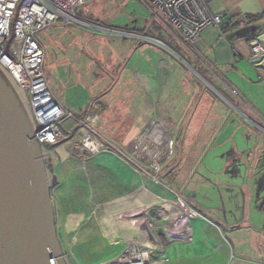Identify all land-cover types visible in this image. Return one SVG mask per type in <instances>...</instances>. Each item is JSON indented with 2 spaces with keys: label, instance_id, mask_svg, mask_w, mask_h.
Masks as SVG:
<instances>
[{
  "label": "crops",
  "instance_id": "obj_1",
  "mask_svg": "<svg viewBox=\"0 0 264 264\" xmlns=\"http://www.w3.org/2000/svg\"><path fill=\"white\" fill-rule=\"evenodd\" d=\"M209 10L223 14L220 26L204 29L189 46L182 45L156 23V29L142 26L128 31L160 41L164 48L153 43L141 45L142 41L134 38L132 50L141 52L143 58L131 65L125 77L121 76L122 85L120 80L114 81L115 64L113 51L108 53L109 45L94 40L91 34L81 35L85 45H94L92 50L85 46L81 52L92 51L97 58L109 61L111 74H103L96 86V98L88 102V108L78 118L95 115L96 130L111 147L87 159L79 158V162L73 159L67 162L71 153L66 145L74 138L59 150L53 188L57 236L60 232L57 223H60L62 233L73 230L81 236L92 232L96 225L103 232L102 237L122 248L128 239L145 240L153 227L169 231L170 240L179 234L188 238L191 218L186 231L174 230L175 219L186 221L178 202L195 210L188 198L173 193L170 187L184 184L190 169L184 173L172 168L167 175L164 173V180L158 178L172 156L171 136L164 119L174 116L187 121L188 142L193 136L199 137L205 128L210 129V135L217 131L219 135L222 131L225 135H237L245 148L239 150L235 146L234 159L225 163L226 169L233 167V170L229 173L225 169L228 176L225 177L233 180L240 176L236 166L242 163L246 153L247 174L253 177L257 195L264 193V61L254 63L249 49L254 38L264 44V17L234 28L229 25L245 16L263 14L264 0H214ZM244 29L247 31L243 32ZM125 53L128 61L136 59L131 51ZM51 94L64 108L56 92ZM219 100L229 107L217 103ZM243 151L246 152L242 154ZM100 153L107 157L104 161L97 159ZM179 176L183 178L180 181L176 180ZM199 180L203 183V178ZM155 213L160 214L159 218H155ZM259 237L252 243L253 260H238L234 264H264V234ZM76 239L74 236L69 242ZM202 241L212 243L208 235L199 241L203 246ZM186 246L184 242L175 249L166 243L163 259L168 258L167 247L170 256L175 252L178 257L186 256ZM157 259L155 255V264H162Z\"/></svg>",
  "mask_w": 264,
  "mask_h": 264
},
{
  "label": "rangeland",
  "instance_id": "obj_2",
  "mask_svg": "<svg viewBox=\"0 0 264 264\" xmlns=\"http://www.w3.org/2000/svg\"><path fill=\"white\" fill-rule=\"evenodd\" d=\"M79 12L80 14L85 13L88 18L97 20L99 26L79 19V22L73 24L52 25L38 34V39L45 50L43 68L49 89L51 92H56L68 112V116L58 123V129L64 135V143L75 137L77 130L75 118L83 116L88 108V102L92 101L93 97L96 98V86L103 74L106 72L108 76L111 74L109 61L97 58L92 51L89 54L81 52L87 46L85 42L83 43L81 35L91 34L94 40L98 39L103 44L109 45L108 53L113 51L112 58L115 64L114 81L116 83L120 80L119 83L122 85L124 80L121 76L125 77L126 71L138 58H143V54L132 50L134 38L123 34H110L105 30L111 28L132 31L142 26L156 29L153 16L139 0H94L78 9L77 17H79ZM144 33L147 36L151 35L148 32ZM140 43L150 45L146 41ZM92 46L94 45L87 47L92 50ZM127 51H131L130 54L133 53L136 59L128 61L125 53ZM223 101L219 100L217 103L226 104ZM226 106L229 107L227 104ZM164 122L171 136L170 155L172 156L169 162L162 167L158 178L162 177L164 180V173L167 175L172 168V170L176 169L177 172L184 173L190 169V176L184 184L169 187L173 193L177 192L188 198L197 215L190 219L191 231L187 239L180 237L181 234H179L170 240L169 231L165 233L161 230L162 234L161 231L157 232V235L161 237L159 241L166 242L169 239L168 246L173 245L177 249V245L185 242L188 247L187 255L182 257H178L179 254L177 255L176 252L170 256V247H167L168 258L162 264H234L238 260H253L252 243L255 244L257 236L261 237V234H264V211L256 205L258 203L256 187L253 184V177L247 174L249 163L248 165L244 163V160H248V156L244 153L248 148L241 152L244 153L242 163L238 162L236 166L241 172L240 176L227 180L228 176L224 172L225 163L232 162L234 159L235 146L239 150L245 148L237 135H225L224 131L220 135L219 131L210 135V129L205 128L199 137H191V142L194 143L192 145L187 141L190 137L185 135L186 120L177 119V116H174L173 119H164ZM48 153L50 160L47 161L46 167L54 176L53 180L51 179L50 189L53 197L54 173L58 165L55 154L50 151ZM68 157L67 162L70 159L76 162H79V158L83 160L74 154H69ZM104 158L107 157L102 153L97 156L99 161H104ZM232 170L233 167L226 169L229 173ZM199 177L203 178V183L200 182ZM182 179L179 176L176 180ZM166 194L169 195V193ZM162 195L165 196V194ZM155 214L157 216L155 218H159L160 214ZM57 226L60 231L58 235L63 241L62 246L66 249L70 245L71 264H99L113 258L122 249V245L115 246L102 237L104 234L96 225L92 232H85L84 236L73 230L62 233L60 223H57ZM90 233L93 236L90 237ZM205 235L210 237L212 243L209 245L208 242L202 241V246L199 241L204 240ZM74 236L77 238L76 241L69 242Z\"/></svg>",
  "mask_w": 264,
  "mask_h": 264
},
{
  "label": "built area",
  "instance_id": "obj_3",
  "mask_svg": "<svg viewBox=\"0 0 264 264\" xmlns=\"http://www.w3.org/2000/svg\"><path fill=\"white\" fill-rule=\"evenodd\" d=\"M94 0H0V65L24 90L35 121V139L47 151L59 158L60 145L64 135L58 123L68 116V112L55 100L49 90L43 68L44 48L38 34L52 25H66L79 22L76 11ZM153 16L156 24L168 32L184 46L198 39L201 32L210 27H219L223 14H214L209 4L214 0H139ZM92 24V23H91ZM97 25V24H95ZM99 26V25H97ZM100 28V27H99ZM106 32L138 38L164 48L157 40L108 28ZM123 32H126L125 34ZM250 56L253 60L264 61V44L257 38L249 42ZM231 92L236 95L234 90ZM76 137L66 145V149L83 160L111 147V143L101 137L96 130L97 117L93 114L77 118ZM64 149V148H62ZM155 178V177H153ZM182 203L181 201L178 202ZM183 204V203H182ZM186 221L175 219L176 231H186L188 218L196 212L183 204ZM160 227H153L152 234L128 239L119 254L99 264H155V255L161 263L163 246L157 235ZM164 232V230H162ZM161 231V234H162ZM154 236V237H153ZM70 261V245L64 252ZM71 263V262H70Z\"/></svg>",
  "mask_w": 264,
  "mask_h": 264
},
{
  "label": "water",
  "instance_id": "obj_4",
  "mask_svg": "<svg viewBox=\"0 0 264 264\" xmlns=\"http://www.w3.org/2000/svg\"><path fill=\"white\" fill-rule=\"evenodd\" d=\"M35 128L24 90L0 65V264H70L56 231L50 155Z\"/></svg>",
  "mask_w": 264,
  "mask_h": 264
},
{
  "label": "trees",
  "instance_id": "obj_5",
  "mask_svg": "<svg viewBox=\"0 0 264 264\" xmlns=\"http://www.w3.org/2000/svg\"><path fill=\"white\" fill-rule=\"evenodd\" d=\"M262 17H264V13L261 14V15H257V16H245V17H242L240 20H235V21L230 22L229 25H231V27L234 28V27H236V26H238L240 24H243V23L248 24L250 22L257 21V20H259ZM78 18H80V19H82L84 21H88L89 23H92V24H97V20L86 17L85 13L80 14V12H79V17ZM222 30H224V28ZM77 118L78 117H76L75 119H77Z\"/></svg>",
  "mask_w": 264,
  "mask_h": 264
},
{
  "label": "flooded vegetation",
  "instance_id": "obj_6",
  "mask_svg": "<svg viewBox=\"0 0 264 264\" xmlns=\"http://www.w3.org/2000/svg\"><path fill=\"white\" fill-rule=\"evenodd\" d=\"M73 136H74V135H73ZM75 137H76V134H75ZM64 144H65V143L62 142L60 145L63 146ZM256 200L258 201V203H257L256 205H259L258 207L264 210V193H262L260 196L258 195ZM196 214H197V213H196ZM236 225H237V224H236ZM58 238H59V241H60V244H61L62 250H63V252H65V247L62 246L63 241H62V239L60 238L59 235H58ZM234 259H235V258H234ZM234 259H233L232 261H234ZM68 261H69V260H68ZM69 262H70V261H69ZM70 264H71V263H70Z\"/></svg>",
  "mask_w": 264,
  "mask_h": 264
},
{
  "label": "bare ground",
  "instance_id": "obj_7",
  "mask_svg": "<svg viewBox=\"0 0 264 264\" xmlns=\"http://www.w3.org/2000/svg\"><path fill=\"white\" fill-rule=\"evenodd\" d=\"M178 207L181 209V208H183L184 206H183L182 203H179V204H178Z\"/></svg>",
  "mask_w": 264,
  "mask_h": 264
}]
</instances>
